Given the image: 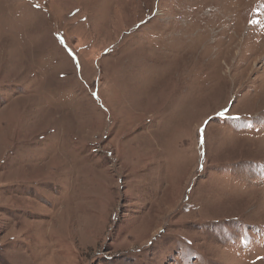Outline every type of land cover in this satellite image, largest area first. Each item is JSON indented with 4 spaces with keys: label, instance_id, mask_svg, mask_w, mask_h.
<instances>
[{
    "label": "rangeland",
    "instance_id": "374dc122",
    "mask_svg": "<svg viewBox=\"0 0 264 264\" xmlns=\"http://www.w3.org/2000/svg\"><path fill=\"white\" fill-rule=\"evenodd\" d=\"M0 264H264V0H0Z\"/></svg>",
    "mask_w": 264,
    "mask_h": 264
}]
</instances>
